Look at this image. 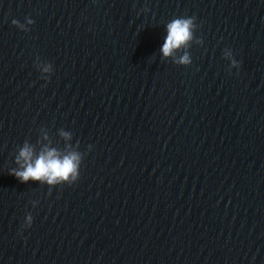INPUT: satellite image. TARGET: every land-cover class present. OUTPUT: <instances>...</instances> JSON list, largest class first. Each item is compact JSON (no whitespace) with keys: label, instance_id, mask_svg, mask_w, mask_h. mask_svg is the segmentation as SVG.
<instances>
[{"label":"clouds","instance_id":"9594fccd","mask_svg":"<svg viewBox=\"0 0 264 264\" xmlns=\"http://www.w3.org/2000/svg\"><path fill=\"white\" fill-rule=\"evenodd\" d=\"M26 23L32 25L34 20L27 18ZM12 24L21 31H29V28L18 20L13 19ZM198 27L195 17H178L168 22L166 25L167 36L161 48L163 56L165 58L173 57L176 51L188 48L193 40L202 42V38H196L194 35ZM226 55L231 56V52H227ZM174 63L188 66L192 63V59L188 52H184L179 59L174 60ZM35 66L41 71L42 79L50 78L53 71L51 63L41 62L37 57ZM232 66L239 67L235 59H232ZM61 135L66 139H71L70 133L61 132ZM68 147L71 148V146ZM77 147H79V142H77ZM82 159L83 154L79 151L69 150L67 154H61L57 149L47 146L36 155L34 147L25 142L23 147L19 148L15 158L19 168L10 170L9 174L15 176L22 183L32 180L46 183L49 186L72 185L79 179ZM32 222L33 217L31 213H28L23 227H31Z\"/></svg>","mask_w":264,"mask_h":264}]
</instances>
